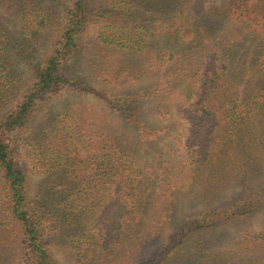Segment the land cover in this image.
Listing matches in <instances>:
<instances>
[{
  "label": "trees",
  "instance_id": "1",
  "mask_svg": "<svg viewBox=\"0 0 264 264\" xmlns=\"http://www.w3.org/2000/svg\"><path fill=\"white\" fill-rule=\"evenodd\" d=\"M200 2L0 0V173L4 183L0 264H11L16 258L11 248L15 244L17 264H54L44 239L43 219L50 215L59 225L62 217L67 219V210L53 211L31 201L28 174L16 158L13 138L27 130L41 106L67 86L82 94L109 96L63 74L82 37L102 19L110 30L98 36L102 45L137 49L144 34L155 37L156 57H166V65H159L165 73L145 94L163 96L180 83L182 98L176 110L190 121V133L182 143L177 138L183 152L179 163H174L177 149L153 148L167 126L151 125L128 104L122 107L110 100L134 130L136 141L129 144L125 138L128 127L127 132L112 136L103 132L89 159V169H96L95 176L87 177L92 189L80 185L72 189L73 201L65 205L76 212L84 201L101 200L96 246L106 253L97 251L98 264H113L104 258L110 250L119 257L125 252L129 258L154 246L156 252L143 264H176L192 255L211 260L206 255L211 237L256 215L262 217V228L242 246L254 252L264 250V170L260 182L253 185L264 165V0H229L226 6L213 2L208 9ZM144 9L150 12L145 14ZM158 20L165 32L155 36L151 32ZM40 51L44 54L36 59L34 53ZM18 57L34 72L31 79L20 78L28 72L16 66ZM206 57L208 66L203 68L201 60ZM163 100L157 109L161 118L173 111ZM139 146L150 153L147 162ZM72 177L80 175L72 172ZM183 180L199 184L206 200L233 186L241 190L228 201L176 222L175 198ZM91 181L101 188L91 186ZM212 256L216 259L218 254L214 251ZM261 260L254 264H264V252Z\"/></svg>",
  "mask_w": 264,
  "mask_h": 264
},
{
  "label": "rangeland",
  "instance_id": "2",
  "mask_svg": "<svg viewBox=\"0 0 264 264\" xmlns=\"http://www.w3.org/2000/svg\"><path fill=\"white\" fill-rule=\"evenodd\" d=\"M110 1L97 0L98 4ZM213 2L226 6L229 0H201L199 5L208 9ZM144 10L145 14L150 12L148 9ZM161 23L158 20L153 24L151 33L155 36L158 32H165ZM106 26L104 19L90 26L81 39L79 50L65 63L63 74L71 78H79L88 86H96L98 90L109 96L82 94L73 87L67 86L41 106L27 130L13 138L16 158L28 174L27 187L31 201L47 205L53 211L67 210V219L62 217L63 213L59 214L60 218L62 217L59 225L50 215H46L43 219L44 239L54 264H98L101 260L97 251L101 252L103 249L101 246H96L99 238V228L96 223L99 219V211L103 207L101 200L84 201L76 212L65 205L73 201L74 196L69 195L72 189L80 188L79 185L85 189H92L87 177L93 176L96 169L93 171L89 169L91 168L89 159L91 152H96L93 146L103 132L112 136V133L127 132L126 127H128L130 129L128 134H124L125 138L129 144L136 141L134 130L119 117L114 104L122 107L128 104L133 111L141 112L147 123L160 127L167 126L153 148L168 146L170 150L173 147L177 149L176 156H173L174 163H179L183 152L180 144L190 133V121L176 110L182 98L180 83L163 96L153 98L145 94L165 73L159 65L162 62L166 65L164 62L166 57L163 56L164 54L159 59L156 57L159 48L152 45L155 37L148 33L144 34L137 49L129 46L117 47L114 44L110 47L102 45L98 40L100 33L110 32ZM43 54L42 51L36 52L34 57L39 59ZM18 58L16 66L24 70L25 74L28 72L26 75L23 74L24 76L20 74V78L24 81L31 79L34 72L28 62L21 57ZM207 59L206 57L201 60L204 62L203 68L208 66ZM161 97L164 98L162 104L173 109L171 115L164 118L157 114ZM110 100L114 104L110 103ZM177 138L180 144L177 143ZM147 151L143 146H139L140 155L146 162L150 160V153H146ZM262 166L261 172L254 180V186H257L261 180L264 170V165ZM72 172L80 175V180L72 177ZM90 185L98 188L102 186L92 181ZM108 185L105 184V187ZM179 186L182 188L175 198L176 222L185 215L199 212L206 206L213 207L228 201L241 190L239 186H233L217 194L218 196L213 200H206L200 195L199 184L185 183L183 180ZM64 189L66 191H63ZM3 191L4 183L0 173V192L3 194ZM2 198L3 196L0 195V199ZM261 221V215H256L250 222H242L238 226L230 225L214 234L209 240L211 248L206 252L211 260L192 255L187 259L184 257L185 260H180L176 264H254L262 261L263 249L254 252L242 246L245 239L249 240L252 234L261 230ZM11 248L12 252L17 254L11 264H17L18 244L12 245ZM156 250L157 247L154 246L142 250L134 257L129 255V258L125 252L119 257L120 255L115 254L117 251L110 250L104 258L112 261L113 264H143ZM214 251L218 254L216 259L212 256Z\"/></svg>",
  "mask_w": 264,
  "mask_h": 264
}]
</instances>
